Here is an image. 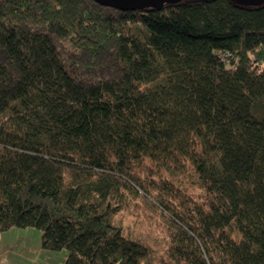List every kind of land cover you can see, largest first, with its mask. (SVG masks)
<instances>
[{
    "label": "trees",
    "instance_id": "16d2710c",
    "mask_svg": "<svg viewBox=\"0 0 264 264\" xmlns=\"http://www.w3.org/2000/svg\"><path fill=\"white\" fill-rule=\"evenodd\" d=\"M124 190L163 221V253L116 221ZM15 227L63 264H264V3L0 0Z\"/></svg>",
    "mask_w": 264,
    "mask_h": 264
},
{
    "label": "rangeland",
    "instance_id": "374dc122",
    "mask_svg": "<svg viewBox=\"0 0 264 264\" xmlns=\"http://www.w3.org/2000/svg\"><path fill=\"white\" fill-rule=\"evenodd\" d=\"M124 192H126V195H124L123 198L126 200L127 206L123 211L117 214L116 221H123L125 225L133 229L136 234L141 235L145 240L149 241L156 248L158 254L163 253L167 246V233L163 221L158 217V214L154 210L149 209L144 202L135 196L129 197L128 191L124 190ZM138 203L139 205H136ZM7 232H12V236L16 235L14 232H23L24 234H33L34 237L38 235L42 237V230L35 227L11 228L2 233L0 232V237L3 235L4 239L10 240L8 237L10 233ZM58 251L69 254L68 249ZM2 258H4V256L1 257V259Z\"/></svg>",
    "mask_w": 264,
    "mask_h": 264
},
{
    "label": "crops",
    "instance_id": "0c3cea01",
    "mask_svg": "<svg viewBox=\"0 0 264 264\" xmlns=\"http://www.w3.org/2000/svg\"><path fill=\"white\" fill-rule=\"evenodd\" d=\"M7 233H10L8 237L11 241L4 239L3 235L0 237L1 264H63L68 257L64 250L44 249L40 235L34 237L30 233L14 232L16 235L12 236V232Z\"/></svg>",
    "mask_w": 264,
    "mask_h": 264
},
{
    "label": "water",
    "instance_id": "95a60500",
    "mask_svg": "<svg viewBox=\"0 0 264 264\" xmlns=\"http://www.w3.org/2000/svg\"><path fill=\"white\" fill-rule=\"evenodd\" d=\"M97 2L113 5L124 10H138L143 8L145 5H153L157 9L163 7L164 2L167 1H178V0H95ZM239 4H262L264 0H233Z\"/></svg>",
    "mask_w": 264,
    "mask_h": 264
}]
</instances>
